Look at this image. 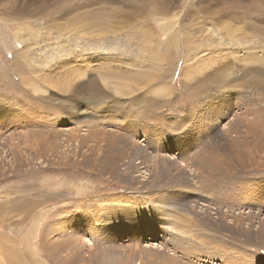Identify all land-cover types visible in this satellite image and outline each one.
I'll list each match as a JSON object with an SVG mask.
<instances>
[{
	"label": "rangeland",
	"instance_id": "1",
	"mask_svg": "<svg viewBox=\"0 0 264 264\" xmlns=\"http://www.w3.org/2000/svg\"><path fill=\"white\" fill-rule=\"evenodd\" d=\"M46 1L0 0V264H264V0Z\"/></svg>",
	"mask_w": 264,
	"mask_h": 264
},
{
	"label": "bare ground",
	"instance_id": "2",
	"mask_svg": "<svg viewBox=\"0 0 264 264\" xmlns=\"http://www.w3.org/2000/svg\"><path fill=\"white\" fill-rule=\"evenodd\" d=\"M63 0H61V2H62ZM78 1H80V0H78ZM120 1H122V4H126L125 2H127V3H129L130 5V7H132V8H135V10H137L138 11V13H139V15L138 16H136V20L138 19V17H141L142 15H143V13L146 11V10H148L150 7H153V6H151V0H120ZM171 0H164V1H161V3H162V6L164 7V5L165 4H167V3H169ZM50 2L51 3H54V2H60L59 0H54V1H46V3H42V5L41 6H44V5H46V7L48 8H50ZM167 2V3H166ZM81 2H76L75 0H71L70 2H68L67 4L65 3V4H63L62 6H60V10L61 11H68V10H77L76 12H77V14H79L78 13V9H80L81 7L80 6H82L83 7V3H81ZM56 4V3H55ZM62 3H60V5H61ZM107 4V7H104V8H102V9H100L99 10V12L97 11V13H104V12H107L106 13V17L107 18H109L110 17V20H108L107 19V21H112V22H114L113 20H112V18H115V16H119V15H122L123 16V18H128V20H130L131 18H132V15L129 13V12H131V11H124L122 8H112V7H109L108 6V3H106ZM57 5V4H56ZM124 7V6H123ZM105 8H107V9H105ZM125 8V7H124ZM109 9V10H108ZM58 10V9H57ZM56 9H55V11H57ZM154 10V9H153ZM248 10V9H247ZM246 10V11H247ZM32 12H35V10H31ZM54 11V12H55ZM243 11V10H242ZM250 11V10H249ZM53 12V11H52ZM59 12V11H58ZM73 12V11H72ZM134 12V11H133ZM254 11H252L251 12V14H250V16L252 15V13H253ZM255 13V12H254ZM237 14V13H236ZM85 15V14H84ZM249 15V14H248ZM255 15V14H254ZM260 18H262V19H264V14L263 13H261V14H257ZM102 18V17H101ZM85 19H87V18H85ZM262 19H260V20H262ZM145 20V19H144ZM264 21V20H263ZM114 23H108V26H110L111 25V27H112V29L113 28H115L114 26L115 25H113ZM142 24V23H141ZM96 25V24H95ZM58 28H63L61 25H59L58 26ZM255 28V27H254ZM257 28H259V29H257ZM257 28H255V30H253L254 32H255V34H259L260 33V31H261V28L260 27H257ZM63 29H65V28H63ZM137 31V30H136ZM231 41H229V43H230ZM251 42V41H250ZM230 44H236L237 45V42L236 41H233V42H231ZM20 53V52H19ZM75 141V140H74ZM79 141V140H78ZM78 144H80V143H78ZM77 144V145H78ZM79 146V145H78ZM2 215V214H1ZM2 237V236H1ZM221 244V243H220ZM221 247V246H220ZM200 260H202V259H200ZM232 263V262H231ZM230 263V264H231ZM234 263V262H233ZM241 264H243L242 262H241Z\"/></svg>",
	"mask_w": 264,
	"mask_h": 264
}]
</instances>
